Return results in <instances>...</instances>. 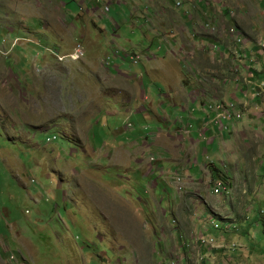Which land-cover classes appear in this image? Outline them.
I'll return each instance as SVG.
<instances>
[{"label":"rangeland","instance_id":"1","mask_svg":"<svg viewBox=\"0 0 264 264\" xmlns=\"http://www.w3.org/2000/svg\"><path fill=\"white\" fill-rule=\"evenodd\" d=\"M206 23L202 42L181 33ZM77 44L78 60L53 55ZM143 71L166 89L209 73L194 87L224 86L200 90L216 127L192 134ZM208 244L264 264V5L0 0V264H164Z\"/></svg>","mask_w":264,"mask_h":264},{"label":"crops","instance_id":"2","mask_svg":"<svg viewBox=\"0 0 264 264\" xmlns=\"http://www.w3.org/2000/svg\"><path fill=\"white\" fill-rule=\"evenodd\" d=\"M150 1H153V0H150ZM177 1L181 2L182 0H176L175 2H177ZM259 1H260L261 4L264 5V0H259ZM162 9L164 10V8H162ZM187 14H189V13H187ZM205 26H203V24H202V27L204 28L205 32L203 34H201V35H198L199 29L195 28L193 26L190 27V28L189 27L181 28V31H182L181 33L183 35L187 34V39L189 40V42L191 41V42L197 43V41H195L192 36L197 37L198 40L200 42H202L204 39L210 38V35L213 36V34L216 33V31H217V28H215L214 25H210L209 23H206ZM177 33L178 32L176 31L174 33V35H177ZM182 39L188 41L186 39V37H184ZM181 44H182V42L178 45V47ZM190 46H192V44H190ZM217 46L219 48H221L220 44H217ZM183 47H184V45H183ZM196 47L197 46L193 47V51H194V49ZM223 47H225L224 43H223ZM260 50L261 49H258L256 51L259 53ZM194 53H196V51ZM141 57L142 56L139 55L138 59L140 60ZM144 60H148V59L144 58ZM108 63H110V61ZM117 65H120V64L117 63ZM207 67L210 68V67H213V65H208L207 64ZM198 69H200V68L197 67V70ZM221 69L223 70V67H221ZM143 73L145 75H143ZM208 74H200L197 77L195 76L196 79H194L192 81H189V80L186 81L187 84H186L184 78H181L179 75L174 74L170 78V80L165 79V83L167 84V89L163 86V83L161 81H159V79H152L151 80V76L147 72L143 71V72H141L138 75H142L140 77H144V81L146 83H149L150 80L151 81L157 80L156 81L157 83L160 82L162 84L163 89L162 88L160 89L161 91H160L159 94H160V96L162 95L163 97H165L169 101V103L165 104L162 101V99L160 98V96H159V103L157 102L159 107L163 106L161 108L164 109L165 111H170L171 109H174L171 112L175 116H176L175 113H177V112L179 114L180 113L182 114L183 112L186 113L190 117V120H191V126H190L191 128H190L189 131L192 134H196V132H199V130L200 131H206V130L214 129L216 127L213 124L209 125L207 120H205L202 123L201 120L199 119L198 114H201L202 112L198 111V109L200 108V106H198V104H202L201 106H203V104H204V102L202 103L200 101V90H202V95H204L206 98H209V99H214V100H219L220 99V100H222L223 97H224L223 96V94H224V86L219 84V83H217V84H215V83L205 84L204 86H200V87H197V88L194 87V83H198V81H199V84H202L205 80H207ZM237 80H238L237 77L232 79V81L234 83V85H233L234 89H238V84L239 83L237 82ZM246 80L247 81H252L249 75H248V78ZM256 80L257 79H255L253 81H256ZM222 82L225 83V81H222ZM238 91H240V89H238ZM228 96H229L228 97L229 99L240 100V95L237 96L233 92L232 89L230 90V93L228 94ZM250 98L251 99H255V93L250 94ZM144 109H145V107L143 106L142 110H144ZM126 111L131 113V110L129 108H127ZM155 112H156V110H155ZM204 115L205 116H203V117H204V119H206L208 116L206 114H204ZM159 116H162V113L159 114ZM257 117L258 118L262 117V113H258ZM161 122L162 121L158 118V119H155L154 123H152V124L161 123ZM203 124H204V126H203ZM205 125H207V126L205 127ZM189 138L191 139V141L195 140V138L193 136H191V135H190ZM209 139H211V138L209 137ZM212 142H213V140L211 139L210 143L212 144ZM193 160L195 161L196 159L194 158ZM192 165H193V162H192ZM211 193L214 194L212 189H211ZM214 247H217V246L216 245L215 246H211L209 244L206 245V247L205 246H201L200 249H198V251H196L195 253L188 252L185 256H181V257H182V259L187 260V261H192V260L194 261V260H198L199 257L201 256V257H203L202 261H203L204 264H234L235 263V261H233L232 263L227 262L225 258H221L219 260H216L215 258H216L217 251L214 250Z\"/></svg>","mask_w":264,"mask_h":264},{"label":"built area","instance_id":"3","mask_svg":"<svg viewBox=\"0 0 264 264\" xmlns=\"http://www.w3.org/2000/svg\"><path fill=\"white\" fill-rule=\"evenodd\" d=\"M83 53H84V51L81 48V45L77 44L71 52L64 54V55H59V54L55 53V55L59 61L63 60L66 57H68V59H70V60H78L79 58L82 57ZM235 116L240 117V113H236ZM52 139H54V136H52ZM50 140H51V138H47V141H50ZM222 189H223L222 181L217 180L214 184L213 189H212L213 192L214 193H221ZM215 226H216V224H215ZM195 241H198V242L200 241L201 243L205 242L206 239L204 237V234L202 233L199 237L197 236V240H195ZM208 242H209V238H207L206 243H208ZM202 258L203 257L200 256L198 260H194V261L193 260L192 261H187V260L183 261L181 258H179V260L172 259V260L166 261L164 264H204L202 261Z\"/></svg>","mask_w":264,"mask_h":264},{"label":"clouds","instance_id":"4","mask_svg":"<svg viewBox=\"0 0 264 264\" xmlns=\"http://www.w3.org/2000/svg\"><path fill=\"white\" fill-rule=\"evenodd\" d=\"M176 1V0H175ZM176 4H179V1H177L176 2ZM106 9H107V7H105ZM55 53H57L55 50L53 51V55L56 57V55H55ZM58 54V53H57ZM60 55V54H59ZM62 55H64V54H62ZM56 59H57V57H56ZM65 59V58H64ZM63 59V60H64ZM58 60V59H57ZM63 60H61V61H63ZM59 61V60H58ZM237 118H239V117H237ZM54 138H55V136H54Z\"/></svg>","mask_w":264,"mask_h":264}]
</instances>
